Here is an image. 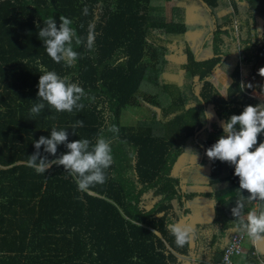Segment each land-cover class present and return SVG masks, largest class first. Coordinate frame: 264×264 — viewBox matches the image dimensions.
Returning <instances> with one entry per match:
<instances>
[{
    "label": "trees",
    "instance_id": "trees-1",
    "mask_svg": "<svg viewBox=\"0 0 264 264\" xmlns=\"http://www.w3.org/2000/svg\"><path fill=\"white\" fill-rule=\"evenodd\" d=\"M171 1L0 0V264H184L190 241L178 247L165 225L191 216L194 201L207 203L205 215L211 220L192 228L193 264H217L231 234L245 231L237 227L240 221L264 205L247 199L250 193L239 188L233 165L206 156L231 115L247 105L264 104L252 94L256 90L264 96V84H243L244 69L252 76L264 61V28L259 35L257 27L258 18L264 23V0H198L214 23L212 56L203 60L190 47L180 52L178 40L189 31L187 13L179 5L168 13ZM245 10L251 36L239 17ZM60 15L72 20L81 37L94 24L91 50L73 41L79 56L71 67L54 62L38 36L49 16L59 28ZM152 43L157 49H151ZM184 55L182 70L170 71H183L181 83L165 81L170 63ZM37 60L84 89L82 110L57 112L44 102L39 115L31 114L33 103L42 102ZM216 70L230 80L225 97L209 80ZM139 99L151 111L159 110V116L125 123L126 108L139 106ZM209 107L216 121L205 115ZM77 120L84 126L73 134L71 125ZM112 125L119 129L118 137L107 131ZM53 127L66 130L68 142L89 139L93 144L103 130L114 158L105 183L81 192L76 177L62 165L45 173L28 166L34 142L50 138ZM67 151L58 145L53 156L42 145L40 155L51 161ZM182 155H194L208 166L206 176L195 182L203 191L188 188L196 175L186 169L172 173ZM238 202L243 207L235 216ZM206 228L208 241L198 237ZM203 241L210 247L208 261L198 246Z\"/></svg>",
    "mask_w": 264,
    "mask_h": 264
},
{
    "label": "clouds",
    "instance_id": "clouds-1",
    "mask_svg": "<svg viewBox=\"0 0 264 264\" xmlns=\"http://www.w3.org/2000/svg\"><path fill=\"white\" fill-rule=\"evenodd\" d=\"M82 12L85 16L89 14L87 5L83 7ZM59 20L58 28L53 17H47L43 21L44 27L39 30L38 36L43 41L47 55L54 62H64L66 66L71 67L79 56L73 48V41L76 45L83 44L91 50L95 39L94 24L89 23L85 38L77 35L76 29L72 27L71 19L60 15ZM22 62L27 63L26 60ZM36 64L42 73L39 77L37 93L39 101L42 102L33 103L30 109L31 114L39 115L45 107L44 102L57 112H72L73 109L82 110L84 108V104L80 103L82 97L85 96V91L81 86L71 82L69 76L61 77L55 71L47 70L39 60ZM258 72L264 77V67H261ZM205 115L209 119L212 118L210 113H205ZM83 126L82 120H77L72 124L73 134L77 127ZM222 129L223 132L216 142L206 149V156L211 160H220L233 165L234 175L239 178V188L250 193L247 199L264 202V142L258 143V136L264 134V104L245 106L239 115H231L222 124ZM107 131L118 137L119 129L115 125L109 126ZM61 144H64L68 151L57 159L50 161L47 157H41L42 145L46 153L55 156L57 146ZM34 147L36 152L29 156L27 161L29 167L37 173H45L54 164L62 165L69 175L76 177L75 182L81 192L88 191L96 184L105 183L106 170L114 162L111 141L105 138L103 130L97 135L93 144L89 139L68 142L67 131L53 127L50 138L41 136L38 141L34 142ZM242 207L243 205L238 202L233 209V214L238 216ZM165 226L174 237L178 247H183L190 241V234L193 231L190 226L175 222ZM237 227L245 230L253 242L264 239V205H261L258 210H250L246 221L241 220Z\"/></svg>",
    "mask_w": 264,
    "mask_h": 264
},
{
    "label": "rangeland",
    "instance_id": "rangeland-1",
    "mask_svg": "<svg viewBox=\"0 0 264 264\" xmlns=\"http://www.w3.org/2000/svg\"><path fill=\"white\" fill-rule=\"evenodd\" d=\"M183 0H172L170 3H167V12H171V7L173 5H175L176 3L182 2ZM188 0H186L184 3H186ZM195 6L193 8H190V12L188 13L187 16V23L189 25V31L183 36L181 37L178 41L180 43L179 47H181L179 50L181 52V50L185 47H190L193 52L196 54L197 59L203 60L209 56H212V50H211V28L214 26L212 17L210 14H205L204 12V6L199 3L198 1L195 0ZM190 7H192L190 5ZM196 7V8H195ZM207 8V7H206ZM103 9L102 4H100L98 10L95 12V16L98 17V15L101 13V10ZM244 13V12H243ZM193 14V15H192ZM240 17V15H239ZM241 18V17H240ZM248 18V17H246ZM245 18V19H246ZM242 19V18H241ZM244 19V18H243ZM246 23V30L248 32V30H250V34L251 33V29H252V25H251V18L250 20H245ZM257 27H258V31H259V35L263 32V21H261L260 18H258L257 20ZM249 34V32H248ZM153 45H151V49L155 48L156 44L152 43ZM157 49V47H156ZM169 59V58H168ZM186 63V56H180L178 59H176L175 61H173L172 63H170L169 65V71L167 73H164L163 78L165 81L167 82H176L178 84L181 83V74L183 73V71H177L176 73H171L174 72L176 69H180L182 70V66L183 64ZM264 67V61H262L260 63V65H258L256 67V71L255 73L251 76V74L249 75V70L248 68L244 69V77H243V84L246 87H252V88H258L259 86H262L264 84V77L259 75L258 70ZM172 70V71H171ZM171 71V72H170ZM170 72V73H169ZM209 80L212 82V84L217 87L218 91L220 92V94L225 97V89L223 87L226 86V84H222L218 81V77L216 72L214 73V75L212 77L209 78ZM229 84V82H228ZM227 84V85H228ZM201 88L200 85H196V89L197 91H199ZM254 96L258 97L261 101H264V96H262L258 91L254 90L252 93ZM140 101L139 106L137 107H130L128 106L126 108L128 115H127V119H125V123H131L133 118L134 119H143L146 118L147 116H155L158 117L159 116V110H155V111H151L149 108L146 107V104L144 101ZM209 113L212 114V118L209 119L210 122L212 121H216V117L213 113L212 108H210ZM194 164L197 166H200L198 169L195 170H189V167H184L186 164ZM182 167H184L187 171H189L190 175H196L197 173V179H202L206 176V173L208 171V166L204 165H200V162L197 160L196 156L194 155H182L177 162L175 163L173 169H172V173L173 174H178L179 170L182 169ZM183 168V169H184ZM203 191L202 187L200 186H193L192 187V191H197L199 190ZM240 192V193H244ZM230 202L227 203V205H229ZM227 205H225L226 207H228ZM191 208H192V214L191 216H189L188 218H184L182 219L178 224L181 225H188L190 227H193L194 224V220L196 219L193 218L192 216L199 213H204L207 214L208 212H206V209H204V206H207V203H200L197 201H194V203H191ZM208 231H210V229L206 228ZM253 242L248 235L246 234L245 237V242H244V247H243V252L247 253L248 250H250V248L253 247ZM264 254V253H262ZM243 255V254H242ZM241 255V256H242ZM263 259V263H264V258ZM259 261V260H258ZM249 261L245 262L244 264H248ZM257 264H260L261 262H256ZM237 264V262H236Z\"/></svg>",
    "mask_w": 264,
    "mask_h": 264
},
{
    "label": "crops",
    "instance_id": "crops-1",
    "mask_svg": "<svg viewBox=\"0 0 264 264\" xmlns=\"http://www.w3.org/2000/svg\"><path fill=\"white\" fill-rule=\"evenodd\" d=\"M186 0H183L182 2H179V3H176L175 5H179V6H181V7H183L184 6V8H185V10H186V13H187V16H188V13L190 12V8H193L194 6H195V0H188L186 3H184ZM196 1H198V0H196ZM199 3H200V1H198ZM202 4V3H201ZM190 5L192 6V7H190ZM203 5V4H202ZM204 6V5H203ZM196 8V7H195ZM204 12H205V14L204 15H206V14H209V10H208V8H206L205 6H204ZM244 12V13H243ZM243 12H241L239 15H240V17L243 19H245L246 17H248V18H246L245 20H250V17H249V13H248V11L247 10H245V11H243ZM193 15V14H192ZM261 19V18H260ZM261 21H263L262 19H261ZM263 28H264V23H263ZM248 32H249V34H248V36H251V34H250V30H248ZM209 57H211V56H209ZM209 57H207V58H209ZM216 74H217V77H218V81L220 82V83H222V84H228V82H229V84H230V80L229 79H227L226 77H224V76H221L220 74H219V70H216ZM226 84V86L225 87H223L225 90H226V88H227V86L229 85H227ZM217 88V87H216ZM214 113V112H213ZM200 165H202V164H200ZM202 166H204V165H202ZM184 167H189V168H192V170H195L196 171V169H198L200 166H197V165H194V164H186ZM184 167H182V170H183V168ZM185 169V168H184ZM198 174V173H197ZM197 174H196V176H194V180H193V183L191 184V185H188L189 187L188 188H190L191 190H192V187L193 186H198L195 182H196V180H197ZM197 202V201H196ZM200 204V203H199ZM195 216H196V219L193 221L194 222V224L195 225H197V224H201V225H206L208 222H210V216L209 215H205V214H199V213H197V214H195V215H193L192 217L193 218H195ZM195 225L193 226V227H195ZM193 227H191V228H193ZM201 233L199 234V236L198 237H200V238H202V237H205V238H207V241L209 240V238H210V232L207 230V229H202L201 231H200ZM207 241H203L204 242V244L202 243V245H198V246H200V251H201V253H202V255L204 256V258H202V259H204V261H208V259L210 258V255L208 256V253H209V249H208V243H207ZM194 247H195V244L190 240V255H189V257L188 258H184V261H185V263L184 264H193V262H194V260H195V256H196V252L194 251ZM210 248V247H209ZM210 251H211V249H210ZM262 253H264V239H261V240H259V241H255V243H253V251H252V253L251 254H248V251H247V253L246 254H244L242 257H240V258H238V260H236L235 261V264H236V262H237V264H238V262L240 261H244V259L245 258H247L248 260H246V262L247 261H249V262H251V263H254V264H256V262H261L260 264H264L262 261H263V259L262 258H264V254H262ZM202 256V257H203ZM240 259V260H239ZM259 260V261H258Z\"/></svg>",
    "mask_w": 264,
    "mask_h": 264
},
{
    "label": "built area",
    "instance_id": "built-area-1",
    "mask_svg": "<svg viewBox=\"0 0 264 264\" xmlns=\"http://www.w3.org/2000/svg\"><path fill=\"white\" fill-rule=\"evenodd\" d=\"M246 231L232 233L226 242V247L221 263L217 264H233L235 259L240 257L243 252Z\"/></svg>",
    "mask_w": 264,
    "mask_h": 264
}]
</instances>
